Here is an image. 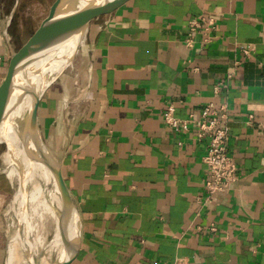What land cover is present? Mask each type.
Returning <instances> with one entry per match:
<instances>
[{
  "label": "crops",
  "instance_id": "1",
  "mask_svg": "<svg viewBox=\"0 0 264 264\" xmlns=\"http://www.w3.org/2000/svg\"><path fill=\"white\" fill-rule=\"evenodd\" d=\"M15 2L0 0V82ZM200 15L215 27L187 48ZM210 103L226 106L238 180L207 200L203 143L163 116ZM37 122L80 219L70 264H264V0H129L95 18Z\"/></svg>",
  "mask_w": 264,
  "mask_h": 264
},
{
  "label": "water",
  "instance_id": "2",
  "mask_svg": "<svg viewBox=\"0 0 264 264\" xmlns=\"http://www.w3.org/2000/svg\"><path fill=\"white\" fill-rule=\"evenodd\" d=\"M129 0H54L46 17L28 41L17 51L10 48V58L5 75L0 82V127L13 112L12 100L18 95L22 100L32 96L30 109L14 120V131L31 163L45 167L51 174L50 190L57 197L59 206L51 205L63 237L62 250L49 264H70L77 256L80 245V219L71 201L61 176V153L54 156L44 143L37 122V110L45 92L72 65L90 23L97 17L108 15ZM8 16V25L17 6ZM71 45L63 55L56 51ZM67 61L61 69L57 66ZM40 87L35 90L38 79ZM2 128V127H1ZM7 153L20 172V186L25 193L21 203L23 222H19L18 236L23 245V256L28 264H41L43 252L32 250L27 213V186H24L25 171L7 143ZM51 193V192H50Z\"/></svg>",
  "mask_w": 264,
  "mask_h": 264
},
{
  "label": "bare ground",
  "instance_id": "3",
  "mask_svg": "<svg viewBox=\"0 0 264 264\" xmlns=\"http://www.w3.org/2000/svg\"><path fill=\"white\" fill-rule=\"evenodd\" d=\"M82 43V42H81ZM71 45L61 46L56 54L63 55L69 50ZM67 64V61L63 62L56 69H61ZM41 78L38 79L35 86V90L40 87ZM32 96L27 94L22 100H19L18 95L12 100L13 112L7 118V121L0 127V145L7 143L10 149L14 152L15 157L19 158L23 164V171H25L24 186H27V202H28V221L31 225L29 231H35L33 242L31 243L32 250H36L37 246L43 241L44 221L48 216L54 223V230L52 240L45 245L46 257L42 259L41 263L45 264L52 255L59 254L62 250L63 237L60 232L59 223L53 212L51 205L58 207L59 202L57 197L50 190L51 174L50 172L40 164L31 163L22 145L19 142V138L14 131V120L17 117L25 114L31 107ZM5 164L8 166L6 170V176L12 183L18 184V189L14 194L13 201L10 206L9 212L12 216L18 218L20 222H23V215L21 213V203L25 199V193L20 186V172L12 161L11 156L7 153L4 158ZM51 192V193H50ZM50 227V226H49ZM46 232V231H45ZM45 238V237H44ZM22 237H17L10 242L6 264H17L23 258V245H28V242L22 243ZM22 250V251H21ZM44 255V254H43ZM21 259V260H20ZM28 263V262H27ZM19 264V263H18Z\"/></svg>",
  "mask_w": 264,
  "mask_h": 264
},
{
  "label": "built area",
  "instance_id": "4",
  "mask_svg": "<svg viewBox=\"0 0 264 264\" xmlns=\"http://www.w3.org/2000/svg\"><path fill=\"white\" fill-rule=\"evenodd\" d=\"M215 27L213 18L200 15L188 22L187 35L183 41L187 48L193 46L194 37L202 31L208 37ZM207 42V41H205ZM242 53L247 56L249 48H244ZM230 78V76H228ZM222 82L217 83L213 93L217 94ZM163 120L176 133L193 132L196 141L203 143L205 154L203 163L207 168V181L205 183L207 200L221 195L233 186L238 180V169L228 151L229 134L227 130L228 119L226 106L214 103L207 104L197 114L191 112L185 119L174 117V107L168 106ZM213 230V229H212ZM174 264H191L183 259L177 260Z\"/></svg>",
  "mask_w": 264,
  "mask_h": 264
},
{
  "label": "rangeland",
  "instance_id": "5",
  "mask_svg": "<svg viewBox=\"0 0 264 264\" xmlns=\"http://www.w3.org/2000/svg\"><path fill=\"white\" fill-rule=\"evenodd\" d=\"M52 3L53 0H18L15 12L13 14V18L11 19L12 21H10V24L8 26V35L10 36L11 41L15 44L14 50L17 49L19 50L28 41V39L39 27L41 21L46 17L49 7L51 6ZM9 10L10 9H8V12ZM6 154H7L6 146L4 144H1L0 145V209L3 212H5V217H4V224L6 226L5 228L6 232L4 236L5 264L9 249L8 245L10 244V242H12L13 239L17 238L18 236L17 234L19 230V222L15 217L12 216V213L9 212L14 194L18 189V184L16 182L11 184V182L6 176V170L8 167L4 162V158ZM30 225L31 223L29 221V227ZM44 225L45 227L42 233L44 235L43 241L37 246V249L35 250V252L37 253L43 252L44 255H42V259H44L47 255L46 254L47 252L44 248L45 245H47L52 240V235L54 230V223L50 220L48 216L45 217ZM34 235H35V231H30V236L32 240L34 239ZM56 255H52L45 264H49ZM21 259H20L21 261L18 262L19 264H28L24 256Z\"/></svg>",
  "mask_w": 264,
  "mask_h": 264
}]
</instances>
